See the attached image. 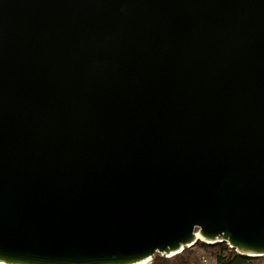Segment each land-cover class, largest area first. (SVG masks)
<instances>
[{
  "label": "water",
  "instance_id": "95a60500",
  "mask_svg": "<svg viewBox=\"0 0 264 264\" xmlns=\"http://www.w3.org/2000/svg\"><path fill=\"white\" fill-rule=\"evenodd\" d=\"M264 256V0H0V264Z\"/></svg>",
  "mask_w": 264,
  "mask_h": 264
},
{
  "label": "trees",
  "instance_id": "16d2710c",
  "mask_svg": "<svg viewBox=\"0 0 264 264\" xmlns=\"http://www.w3.org/2000/svg\"><path fill=\"white\" fill-rule=\"evenodd\" d=\"M222 245L221 250L216 252V261L219 264H264V257L245 258L236 253L234 249L227 251ZM152 264H201L196 248H186L173 257L157 254L152 259Z\"/></svg>",
  "mask_w": 264,
  "mask_h": 264
},
{
  "label": "rangeland",
  "instance_id": "374dc122",
  "mask_svg": "<svg viewBox=\"0 0 264 264\" xmlns=\"http://www.w3.org/2000/svg\"><path fill=\"white\" fill-rule=\"evenodd\" d=\"M222 245L227 247V249H226L227 251L232 250V248L226 243H220V244H215V245H207V244H204L203 242H201V243H198L197 245H195L192 248H196L197 247V255H198V258H199V261L201 262V264H205L202 261V255L203 254H206V255H208L211 258V264H219L216 261V252L221 250ZM146 264H152V260L150 262L146 263Z\"/></svg>",
  "mask_w": 264,
  "mask_h": 264
},
{
  "label": "built area",
  "instance_id": "2783aa9c",
  "mask_svg": "<svg viewBox=\"0 0 264 264\" xmlns=\"http://www.w3.org/2000/svg\"><path fill=\"white\" fill-rule=\"evenodd\" d=\"M202 261L205 263V264H211V258L206 255V254H203L202 255ZM150 262V261H149Z\"/></svg>",
  "mask_w": 264,
  "mask_h": 264
},
{
  "label": "bare ground",
  "instance_id": "6f19581e",
  "mask_svg": "<svg viewBox=\"0 0 264 264\" xmlns=\"http://www.w3.org/2000/svg\"><path fill=\"white\" fill-rule=\"evenodd\" d=\"M204 244H207V245H215V244H213L214 242H212V241H206V242H203ZM149 261H147V262H144V263H142V264H146V263H148Z\"/></svg>",
  "mask_w": 264,
  "mask_h": 264
}]
</instances>
